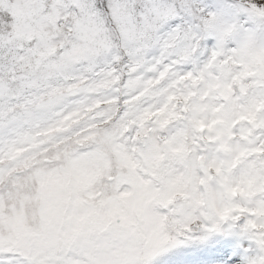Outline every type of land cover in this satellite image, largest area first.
<instances>
[{"label":"rangeland","instance_id":"1","mask_svg":"<svg viewBox=\"0 0 264 264\" xmlns=\"http://www.w3.org/2000/svg\"><path fill=\"white\" fill-rule=\"evenodd\" d=\"M263 13L0 0V264H264ZM109 94L64 144L68 101Z\"/></svg>","mask_w":264,"mask_h":264},{"label":"trees","instance_id":"2","mask_svg":"<svg viewBox=\"0 0 264 264\" xmlns=\"http://www.w3.org/2000/svg\"><path fill=\"white\" fill-rule=\"evenodd\" d=\"M80 84H77L76 86H79ZM87 106H86V111H89V113L86 115L87 118L85 121L82 120V116L74 117L72 120L69 121L68 126H65L63 129V133L68 130V134L66 136L67 140H71L72 138L82 135V133L91 128H100L101 131H103V124L106 123L109 120H112L113 116L111 115L112 113H116L117 108H111L106 112V116L103 118L105 122H101V120H96L93 119L96 117V111H98L97 106L95 105L94 102V97H89L87 100ZM76 112L80 114V108L76 109ZM60 122H62V119H59ZM70 126H72V130H70ZM97 126V127H96Z\"/></svg>","mask_w":264,"mask_h":264},{"label":"water","instance_id":"3","mask_svg":"<svg viewBox=\"0 0 264 264\" xmlns=\"http://www.w3.org/2000/svg\"><path fill=\"white\" fill-rule=\"evenodd\" d=\"M263 17H264V15H263Z\"/></svg>","mask_w":264,"mask_h":264}]
</instances>
